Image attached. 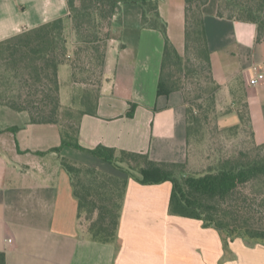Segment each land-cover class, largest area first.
<instances>
[{"label":"crops","instance_id":"0c3cea01","mask_svg":"<svg viewBox=\"0 0 264 264\" xmlns=\"http://www.w3.org/2000/svg\"><path fill=\"white\" fill-rule=\"evenodd\" d=\"M217 3L207 1L203 6L211 72L219 84L217 124L221 129L238 124L235 108L245 101L255 141L263 143L264 79L256 85H250L249 79L254 65L264 71V36L257 39L254 23L217 16ZM158 9L169 40L182 53L183 0H159ZM68 16L66 0H0V41L63 17L72 43ZM111 32L97 101L83 103L85 85L73 81L68 64L58 67L61 110L71 108L68 121L77 124L79 145L184 162L183 95L180 91L157 94L163 34L141 25L136 3L117 6ZM95 103V115L76 112ZM59 146L58 151H48ZM61 157L119 174L90 152L61 145L59 125L30 123L27 112L0 104V251L6 264H264L263 243L235 237L225 250L218 230L170 214L169 181L145 185L128 178L115 242L89 240L77 224V201Z\"/></svg>","mask_w":264,"mask_h":264},{"label":"trees","instance_id":"16d2710c","mask_svg":"<svg viewBox=\"0 0 264 264\" xmlns=\"http://www.w3.org/2000/svg\"><path fill=\"white\" fill-rule=\"evenodd\" d=\"M66 1L72 43L68 42L63 17L0 41V104L27 112L30 123L59 125L61 145L86 150L119 171L110 174L60 158L77 201L76 219L83 235L96 242H115L127 181L132 178L145 185L171 182L169 213L200 220L204 227L218 230L225 250L235 237L264 244V142L255 141L245 101L235 108L238 124L224 129L217 124L221 113L216 98L219 84L211 72L203 19V6L208 0H183L182 53L167 36V24L159 14V0ZM121 3L138 4L141 25L157 29L164 36L157 94L180 91L183 95L187 125L184 162L156 161L145 152L103 145L83 148L77 141V124L63 121L58 67L68 64L73 81L85 85L83 103L97 101L107 42L112 38L113 15ZM216 13L219 17L254 23L257 39L264 36V0H218ZM189 80L195 84L190 91L186 90ZM132 110L131 105L127 115H132ZM76 112L80 116L95 115L96 103ZM214 134L216 141L212 146ZM236 138L238 144L226 148V143ZM202 142L207 146V162L192 170L191 146ZM59 149L60 146L48 151ZM0 264H6L2 251Z\"/></svg>","mask_w":264,"mask_h":264},{"label":"rangeland","instance_id":"374dc122","mask_svg":"<svg viewBox=\"0 0 264 264\" xmlns=\"http://www.w3.org/2000/svg\"><path fill=\"white\" fill-rule=\"evenodd\" d=\"M211 1V3L213 4V2L215 3V1L217 2L218 0H208ZM218 4V3H217ZM194 80H196L194 78ZM194 81L189 80L186 84V90H192L194 87ZM68 109L71 110V108H64L62 115H63V121H66L68 118V113L65 115V112H68ZM216 135L214 134V138H213V143L212 146H214V142L216 141L215 139ZM242 138V137H239ZM239 138H236L235 140H230L226 143V148H231L232 146H236V144H238ZM191 153H192V157L189 161V168L192 170H196L200 167V165L203 164V162H207L205 159V154L208 153L207 151V146L205 142H202L201 144H197V145H192L191 146ZM107 166L110 167V164L107 163Z\"/></svg>","mask_w":264,"mask_h":264},{"label":"built area","instance_id":"2783aa9c","mask_svg":"<svg viewBox=\"0 0 264 264\" xmlns=\"http://www.w3.org/2000/svg\"><path fill=\"white\" fill-rule=\"evenodd\" d=\"M253 70H254V74L249 79L250 85H256L264 79V71H261L258 66L254 65ZM9 241H11V239H9Z\"/></svg>","mask_w":264,"mask_h":264}]
</instances>
